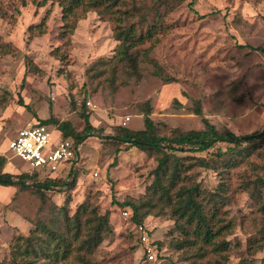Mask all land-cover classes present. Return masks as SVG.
Returning a JSON list of instances; mask_svg holds the SVG:
<instances>
[{
    "label": "rangeland",
    "instance_id": "rangeland-1",
    "mask_svg": "<svg viewBox=\"0 0 264 264\" xmlns=\"http://www.w3.org/2000/svg\"><path fill=\"white\" fill-rule=\"evenodd\" d=\"M104 5L114 13L90 8L83 15L85 9L79 7L72 18L73 34L63 37L58 0H0L2 172L35 174L7 148L29 124L53 116L80 132L83 108L99 133L76 145L77 160L60 165L54 176L69 185L44 190L43 201L34 187L19 191L0 186V264H10L19 236L42 226L65 232L63 217L67 213L72 216L67 220H74L81 204L98 214L108 212L109 234L92 250L76 252L73 242L64 260L44 263L39 257L34 264H264V142L252 151L237 149L241 155L227 151L211 168L195 165L194 158L208 159L229 146L218 144L207 154H176L184 167L194 164L181 174L178 186L198 187L197 200L216 232L208 245L196 242L192 224H176L171 208H157L158 214L150 213L139 224L132 221L125 203L138 204L145 194L156 155L136 148L115 153L105 138L115 126L142 129L145 103L160 134L173 128L202 129L200 117L192 113L197 103L217 129L239 136L260 133L264 53L258 48L264 49V0H109ZM117 27L133 28L134 39L151 33L134 49L137 78L127 77L130 73L122 66L112 82L109 73L93 70L87 75L95 60L116 54L112 28ZM49 130L55 145L61 138L56 129ZM71 165L74 180L67 179ZM43 179L38 175V181ZM140 206L138 214L146 207ZM138 225L148 233L146 244L138 238ZM148 246L155 260L148 261Z\"/></svg>",
    "mask_w": 264,
    "mask_h": 264
},
{
    "label": "trees",
    "instance_id": "trees-1",
    "mask_svg": "<svg viewBox=\"0 0 264 264\" xmlns=\"http://www.w3.org/2000/svg\"><path fill=\"white\" fill-rule=\"evenodd\" d=\"M105 1L108 2L109 0H58L63 19L60 35L64 37L73 34L75 23L72 18L76 11L79 10V7L82 10L85 9L83 15L90 8L99 14L102 11L101 8L114 13L108 5H104ZM112 33L114 40L118 41L116 54L109 60H95L92 66L86 69V74L91 76L93 70H96L99 74L109 73L111 78L110 82H112L117 77L115 73H118L120 66H122L130 73V76L125 74L124 76L137 78L134 75L138 73L136 64L138 51L134 49L136 44L144 42L147 38L146 35L151 37V33L147 32L145 36L139 35L135 39V31L133 28H112ZM258 50L264 53V49L258 48ZM125 70L123 71L124 73ZM20 105L22 106L23 104ZM144 105L142 109V129L131 130L126 127L115 126L113 133L105 136L109 143H113L115 153H118L122 149L136 148L139 151L149 154L154 153L156 155L153 181L145 188V194L139 198L138 204L132 202L125 203V206H127L126 209L130 210V218L134 223L139 224L150 213L154 212L155 209L158 208V211H162L165 207L171 208L176 224L181 220L185 223L192 224V236L196 239V242L201 241L211 245L216 236V232L210 226L209 220L207 219L208 216L197 200L200 195L198 187L194 184L178 186L181 174L188 171L194 164H189L184 167L176 154H207L209 150L218 144L229 146L228 150L224 152L217 150L211 153L208 159L201 157L194 158L195 165L203 168H211L227 157V151L241 155L242 152L237 150L239 148L249 149V151L254 150L257 145L264 142V126L260 133L242 136L234 134L227 128L217 129L203 117L200 105L197 103L192 113L200 117L203 128L198 130L173 128L169 134L165 135L159 133L156 124L150 118V105L147 103ZM23 107L29 109L27 105H23ZM81 118L84 125L80 132H76L69 122L59 121L53 116L39 120L37 123L45 125L49 129L53 127L58 131L61 139H71L77 145L83 143L89 137L99 136L98 129L91 125L89 115L84 112L83 108H81ZM5 163V158L0 156V186L14 187L19 191L25 189L30 190V187H34L38 193L35 194L40 201L44 199V194L42 193L44 190L49 191L57 186L66 187L69 185L68 182L49 177H44L43 181H38L39 173L37 172L29 175L26 173L13 175L2 172ZM72 168L73 165L70 166L67 172L69 174H67V179L69 180H74L76 176L72 172ZM213 201L211 200L210 202ZM140 205H146L143 208L145 211L142 214H138L139 207L142 208ZM62 209L65 210V208ZM75 213V219L72 221L67 220L72 217H69L67 213L63 217L65 231L63 233L58 232L57 234V232L47 229L48 227L42 226L41 228L30 231L29 236H19L16 239L15 246L13 245L12 247L13 251L11 248L10 264H34L35 260L40 258H44V263L50 261L58 263V261L64 260L65 256L72 252L71 245L73 242H76L74 246L76 252L92 250V248L101 242L103 236L109 234L108 229H110V226L108 224L107 211L104 214H98L94 209L90 211L81 204L77 207ZM154 213L158 214L157 212ZM79 219L85 220L81 222ZM92 225H96L94 229L89 227ZM150 245L157 250L154 242ZM81 262L82 264H89L85 260H81Z\"/></svg>",
    "mask_w": 264,
    "mask_h": 264
},
{
    "label": "built area",
    "instance_id": "built-area-1",
    "mask_svg": "<svg viewBox=\"0 0 264 264\" xmlns=\"http://www.w3.org/2000/svg\"><path fill=\"white\" fill-rule=\"evenodd\" d=\"M50 139L49 128L35 122L19 129L8 142L7 148L32 170L58 173L60 165H68L73 159L77 160L78 148L71 139H61L55 145L50 143ZM124 215L127 216V212ZM136 232L140 242L146 244L148 236L145 228L138 225ZM145 250L148 261L155 260L152 248L148 246Z\"/></svg>",
    "mask_w": 264,
    "mask_h": 264
},
{
    "label": "crops",
    "instance_id": "crops-1",
    "mask_svg": "<svg viewBox=\"0 0 264 264\" xmlns=\"http://www.w3.org/2000/svg\"><path fill=\"white\" fill-rule=\"evenodd\" d=\"M13 139V138H12ZM29 167V166H28ZM30 168V167H29ZM31 169V168H30ZM32 170V169H31ZM33 172H37L39 173V175L43 176V177H49V178H54V176L58 173H46L44 171H41V170H32ZM64 172V171H63ZM48 174V175H47ZM46 175V176H44ZM50 175V176H49ZM5 189V188H4Z\"/></svg>",
    "mask_w": 264,
    "mask_h": 264
}]
</instances>
